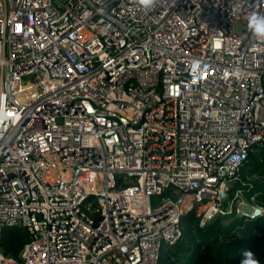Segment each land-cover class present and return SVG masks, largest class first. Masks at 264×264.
Listing matches in <instances>:
<instances>
[{
	"label": "built area",
	"instance_id": "built-area-1",
	"mask_svg": "<svg viewBox=\"0 0 264 264\" xmlns=\"http://www.w3.org/2000/svg\"><path fill=\"white\" fill-rule=\"evenodd\" d=\"M254 12L264 0H0V242L28 237L0 264H158L193 208L197 231L237 222L201 250L259 237Z\"/></svg>",
	"mask_w": 264,
	"mask_h": 264
},
{
	"label": "trees",
	"instance_id": "trees-1",
	"mask_svg": "<svg viewBox=\"0 0 264 264\" xmlns=\"http://www.w3.org/2000/svg\"><path fill=\"white\" fill-rule=\"evenodd\" d=\"M250 175L264 178V149L251 153L246 165ZM264 198V197H263ZM199 216L196 208L186 212L181 217L183 234L172 247H163L158 264H241L244 251H250L258 264H264V221L251 224L252 229L259 231L260 236L246 237L241 240L222 244H207L204 250L195 240L203 242L209 238L227 233L237 225H222V220H216L204 231H197ZM28 242L26 234L17 229H5L1 235L0 248L4 256L19 259L24 245Z\"/></svg>",
	"mask_w": 264,
	"mask_h": 264
},
{
	"label": "clouds",
	"instance_id": "clouds-1",
	"mask_svg": "<svg viewBox=\"0 0 264 264\" xmlns=\"http://www.w3.org/2000/svg\"><path fill=\"white\" fill-rule=\"evenodd\" d=\"M141 7L149 9L153 6L154 0H138ZM248 29H250L254 35L264 39V16L257 13H252L248 18ZM243 259L241 264H258V261L254 258L250 251L243 252Z\"/></svg>",
	"mask_w": 264,
	"mask_h": 264
},
{
	"label": "snow or ice",
	"instance_id": "snow-or-ice-1",
	"mask_svg": "<svg viewBox=\"0 0 264 264\" xmlns=\"http://www.w3.org/2000/svg\"><path fill=\"white\" fill-rule=\"evenodd\" d=\"M17 30H20V26H17ZM7 115H8V116H11L12 113H8Z\"/></svg>",
	"mask_w": 264,
	"mask_h": 264
},
{
	"label": "water",
	"instance_id": "water-1",
	"mask_svg": "<svg viewBox=\"0 0 264 264\" xmlns=\"http://www.w3.org/2000/svg\"><path fill=\"white\" fill-rule=\"evenodd\" d=\"M259 149H263V146H262V145H260V146H259Z\"/></svg>",
	"mask_w": 264,
	"mask_h": 264
},
{
	"label": "rangeland",
	"instance_id": "rangeland-1",
	"mask_svg": "<svg viewBox=\"0 0 264 264\" xmlns=\"http://www.w3.org/2000/svg\"><path fill=\"white\" fill-rule=\"evenodd\" d=\"M236 30H237V32H238L239 29L237 28Z\"/></svg>",
	"mask_w": 264,
	"mask_h": 264
}]
</instances>
